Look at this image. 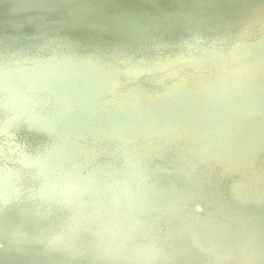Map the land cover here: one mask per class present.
<instances>
[{"label":"bare ground","instance_id":"6f19581e","mask_svg":"<svg viewBox=\"0 0 264 264\" xmlns=\"http://www.w3.org/2000/svg\"><path fill=\"white\" fill-rule=\"evenodd\" d=\"M0 60V264H264V0H0Z\"/></svg>","mask_w":264,"mask_h":264},{"label":"water","instance_id":"95a60500","mask_svg":"<svg viewBox=\"0 0 264 264\" xmlns=\"http://www.w3.org/2000/svg\"><path fill=\"white\" fill-rule=\"evenodd\" d=\"M10 57H14V56H12V55H9ZM1 61V60H0ZM1 63H3V62H0V64ZM61 196H59V197H57L56 198V202H57V205H59L62 209H71L70 207H68L64 202H63V200H62V198H60ZM23 199V197H17V198H15V202H20V201H23L22 200ZM30 199V198H29ZM31 200H34V201H36V202H38V201H40L39 199H37V198H31ZM4 207V205H0V209H2ZM192 209H193V212H195V213H199V211H198V209L196 208V206H192ZM67 230H70V228L69 227H67L66 229H65V231H67ZM1 246V245H0Z\"/></svg>","mask_w":264,"mask_h":264}]
</instances>
